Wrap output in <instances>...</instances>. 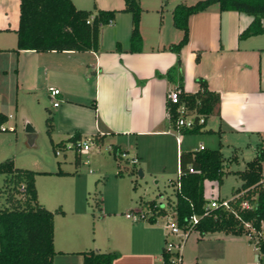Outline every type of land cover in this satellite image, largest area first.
Instances as JSON below:
<instances>
[{"label":"crops","instance_id":"1","mask_svg":"<svg viewBox=\"0 0 264 264\" xmlns=\"http://www.w3.org/2000/svg\"><path fill=\"white\" fill-rule=\"evenodd\" d=\"M91 1L101 8H120L123 4V0H72L81 8H86ZM164 2L167 3L166 0H139L141 42L138 50L127 49L129 12L117 11L113 20L106 23L107 29L103 24L99 26L95 50L36 51L14 50L17 0L12 20L7 13H2L0 6V57L4 58L7 69L12 68L18 89L36 97L46 94L48 112L52 115L51 132L60 137L59 140L74 130H78L82 138L102 134L98 143L106 140L112 157V149L122 150L128 161L130 157L136 158L134 165L139 161L146 164L137 138L152 140L148 148L159 151L173 136L175 157L182 147L215 145L223 156L235 152L236 159L224 167L235 174L232 171L243 167L230 165L243 164L247 160L243 159L244 152L264 141V17L262 32L238 38L239 31L251 18L244 12L219 10L214 2L189 14L188 37L178 51L177 74L173 81H168L164 73L175 64L176 53L167 45L178 40L181 31L171 21L170 10L176 2L172 6ZM7 33L11 34V39L5 40L3 34ZM116 42L120 49L115 48ZM198 76L205 79L209 89L218 93L217 113L205 117L203 128L209 130L198 131L195 145L189 146L179 135L175 137V130L168 122L166 92L178 84L181 90L193 92L197 89ZM48 87L58 89L54 96L57 105L51 104ZM2 109L7 120L8 114ZM130 149L132 153L128 155ZM86 152L87 149L79 151ZM263 166L264 160L261 162L264 172ZM63 171L67 173L49 175L59 178L73 175L68 170ZM41 174L34 175L35 188L36 177ZM69 192V214L63 209V214L53 216L52 264H81L79 251L84 249L115 251L112 264H162L163 224L156 219L154 222L144 218L133 220L120 208L103 212L102 197L97 199L98 205L95 203L99 215L94 216L83 207V201L80 203V199L75 198L74 189ZM36 193L38 198L37 188ZM40 201L46 205L44 200ZM197 235V232L188 234L182 243L180 254L184 262L225 264L226 259L232 258L225 247L226 241L238 237L250 241L246 234L222 232L213 239L205 234L201 238ZM252 250L257 249L253 246ZM243 253L235 258H243ZM258 258L259 262L251 257L245 264H261Z\"/></svg>","mask_w":264,"mask_h":264},{"label":"trees","instance_id":"2","mask_svg":"<svg viewBox=\"0 0 264 264\" xmlns=\"http://www.w3.org/2000/svg\"><path fill=\"white\" fill-rule=\"evenodd\" d=\"M216 3L219 10L232 9L250 15V20L239 33L238 38L262 32L261 19L264 17V0H194L186 3L176 2L171 10L172 24L180 29L181 35L167 48L176 53L175 64L166 69L164 75L168 81L176 76V66L179 64L178 51L188 37L187 17L189 14ZM117 11H127L130 14V28L128 35V50L140 48V32L138 27L140 5L139 0H123L120 8H101L93 5L86 9L76 7L72 0H18V18L15 28V47L18 49L42 50H95L98 46L99 26L113 20ZM115 48L120 49L118 42ZM197 89L186 92L180 89L179 102L199 116L201 122L195 121L191 127L179 126L178 132L191 133L207 131L203 128L204 119L212 112L217 113L218 93L207 87L204 78L196 77ZM179 85V84H178ZM175 85V87H179ZM93 106V105H92ZM176 104L165 100L167 119L172 128H175L177 112ZM6 115L0 111V130H6L3 125ZM45 131L49 134L52 128V115L44 118ZM102 137L91 135L86 137L98 143ZM82 136L74 130L66 138L51 142L52 149H65L67 143L74 149V161H79V148ZM122 150L112 149L115 159H119ZM236 159L235 152L223 156L219 147L199 146L193 149H180L177 154V175L169 179L173 197H167L163 205H159L155 198H139L140 208L144 219L154 222L158 215L171 214L180 227L191 226L201 238L206 232L222 231L231 234H247L248 221L255 231L264 223V172L261 162L264 160V146L262 142L255 145L251 158L244 162L242 169L232 171L241 180L239 186L232 188L231 198L227 199L229 208L218 204L208 206L203 194V180L222 181L227 173L224 169ZM136 171L132 165L129 173ZM0 173L3 174L0 184V195L3 202L0 204V264H52L55 253L53 247V216L63 214L61 207L53 209L45 207L37 199L34 184V175L66 174L60 168L54 170H34L28 167L14 165L11 158L0 161ZM117 174H121L118 169ZM220 201L221 197H215ZM247 200L249 207H240L241 200ZM97 205L98 200L95 202ZM191 215L196 221L189 220ZM253 242L259 252H264V238L257 236ZM81 264H112L115 251H99L96 249L80 250ZM162 264H168V251L161 247Z\"/></svg>","mask_w":264,"mask_h":264},{"label":"rangeland","instance_id":"3","mask_svg":"<svg viewBox=\"0 0 264 264\" xmlns=\"http://www.w3.org/2000/svg\"><path fill=\"white\" fill-rule=\"evenodd\" d=\"M16 1L0 0L2 13L4 15L7 13L9 20L14 18ZM176 1L178 0H166L167 3H164L172 6ZM85 6L86 9L92 8V1ZM103 25L107 29V24ZM3 35L5 40L11 39V34ZM5 69L7 68L4 65V58L0 57V108H3L2 110L8 114V119L3 122L7 129L0 130V161L11 158L14 165L20 167H28L34 170L61 168L73 173L72 176L62 178L49 174H41L36 177L35 183L39 202L44 200L46 202L45 207L48 206L47 208L51 209L59 206L65 211L67 210L68 215L71 208V202H69L71 189L75 190V198H79L80 203L83 201V207L88 212H93L94 216L99 215L95 201L101 197L103 202L100 203L103 212L120 208L119 210L125 209V212L130 213L133 212V208H140L139 198H155L159 205H163L167 197H173L172 186L169 183V179H174L177 175V157H175L173 136L172 139L170 138L171 140H168L166 146L159 151L151 149V147L148 148L149 142L151 143L152 140L137 138L139 149L143 151L144 158H146V164L142 161L134 164L135 169L142 167L141 174L136 171L129 173L133 164L123 156L120 160L112 157L106 140L103 143H96L89 139L87 152L79 153V161L75 163L74 149L70 147V143H67V147L63 150L57 147L52 149L51 147V142H56L60 137L51 131L49 134L45 131L44 118L48 114V108L50 109L46 94L36 97L18 89L12 68L7 69V72ZM27 125L32 128L33 138L31 141L27 135ZM197 133L199 132H178V135L189 146H194ZM262 145L264 146L263 140ZM184 148L182 147V149ZM250 149L249 152H244L243 159H249L254 154L255 146ZM131 153L132 149L128 155ZM230 166L242 168L244 162L243 164L232 163ZM118 169L121 174L116 173ZM2 176L3 174L0 173V184ZM239 184L240 178L229 172L222 176L220 183L215 180L204 179L203 194L207 199L206 203L217 196L230 198L232 188ZM2 202L3 196L0 195V204ZM127 206L132 209L130 210ZM156 220L162 225L164 217L158 215ZM195 233L196 231L191 230L189 234ZM220 235L222 232L205 233V236L211 239L220 237ZM247 240L238 237L225 242V247L230 250V255H232V258L229 257L225 260V264H245L247 259H251V257L256 262H259L258 257H260L261 264H264V252L252 250L253 242ZM242 253L245 255L243 258H235V255Z\"/></svg>","mask_w":264,"mask_h":264},{"label":"built area","instance_id":"4","mask_svg":"<svg viewBox=\"0 0 264 264\" xmlns=\"http://www.w3.org/2000/svg\"><path fill=\"white\" fill-rule=\"evenodd\" d=\"M180 88L179 87H171L166 92V100L168 102L176 104L175 110L177 112V118L175 122V137H178V127L179 126H185V127H191L195 121L201 122L202 117L199 116L197 120H194L195 114L191 112L184 103L179 102L178 100V94H179ZM58 93V89L55 87H48V95L50 97V101L52 105H57L58 100L54 98L55 94ZM88 138H83L80 141V150H86L88 148ZM55 153H57V150H55ZM124 152L120 153V156H124ZM131 163L136 161L135 157H130L129 160ZM239 193H235L234 195H238ZM234 195H231L233 197ZM230 197V198H231ZM228 198H222L220 201H217L216 199L212 198L208 201V206H216L218 204L222 205L224 208H229ZM250 204L247 200H241L240 201V207H249ZM125 216L130 217L131 219H139L144 218V214L141 211H133L132 213L126 212ZM164 217L163 222V228H164V238H163V247L166 251H168V264H194L193 262H184L181 258L180 249L182 246L183 241L186 239L188 234L190 233L191 226L188 227H180L177 225L175 218L171 214H165L161 215ZM189 220L192 222L196 221V216L191 215L189 217ZM245 227H248V233L246 234L249 237H252V240H256L257 236H260L261 238H264V223H260V229L258 231H255V229L249 225V222L246 221L243 223Z\"/></svg>","mask_w":264,"mask_h":264},{"label":"water","instance_id":"5","mask_svg":"<svg viewBox=\"0 0 264 264\" xmlns=\"http://www.w3.org/2000/svg\"><path fill=\"white\" fill-rule=\"evenodd\" d=\"M26 130H27V135H28V138H29V140L31 141V140H32V138H33V134H32V128H31V127H29V126H27V127H26ZM137 171H138V174H141V171H140V169H137Z\"/></svg>","mask_w":264,"mask_h":264}]
</instances>
